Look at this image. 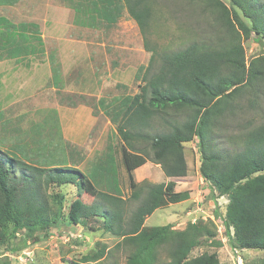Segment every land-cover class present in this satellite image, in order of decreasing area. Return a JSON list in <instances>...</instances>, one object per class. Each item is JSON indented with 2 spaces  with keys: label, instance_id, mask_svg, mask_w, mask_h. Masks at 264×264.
I'll use <instances>...</instances> for the list:
<instances>
[{
  "label": "rangeland",
  "instance_id": "rangeland-1",
  "mask_svg": "<svg viewBox=\"0 0 264 264\" xmlns=\"http://www.w3.org/2000/svg\"><path fill=\"white\" fill-rule=\"evenodd\" d=\"M216 1L232 14L229 0H152V17L145 38L127 10L116 24L100 22L97 28H91L75 24L72 0L1 3L0 17L7 18L20 30L24 24L39 25L45 54L23 52L21 39L9 47L0 44V150L40 167L72 166L90 178L99 191L129 199L131 188L121 156L124 143L117 127L126 100L140 92L151 60L144 39L151 50L162 53L181 50L193 43L221 45L233 40L235 30L247 64L256 58L264 59V39L255 33L246 39L238 25L232 30L223 22ZM261 2L264 4V0ZM241 17L251 27V22ZM25 30L28 35L33 34L26 46L31 42V48L39 47L36 28L30 26ZM88 51L94 53L90 59ZM96 62L98 68L94 73L91 65ZM158 67L157 58L154 70ZM262 88L258 105L247 109L244 115L238 114V120L247 123V128L264 123ZM240 101L245 105L246 100ZM232 131L238 130L230 128L224 132L225 136ZM222 140L225 142L227 138ZM183 146L189 170L186 177L176 179L175 191H188L189 199L158 209L145 225L168 226L176 232L186 230L190 224L207 225L215 240L196 248L190 259L204 253L212 256L210 264H250L264 259L261 250L232 249L222 222L228 198H217L213 186L201 176L199 139L196 137ZM146 154L151 156L148 148ZM134 177L137 183L159 184L170 180L161 166L150 160L134 171ZM50 192L52 228L48 232L38 231L35 236L39 241L31 243L26 231L15 232L8 225L10 237L0 241V263L77 264L107 246L109 264H126L127 252L114 249L121 238L91 227L84 220L75 225L69 219L70 207L78 197L87 204L95 203L94 197L74 184L55 187ZM56 194L62 198L57 199ZM135 206L133 203L131 209ZM24 240L29 244L27 249L21 254L11 251L13 247L20 248ZM216 241L221 245H216ZM161 255L162 261L168 259L165 251Z\"/></svg>",
  "mask_w": 264,
  "mask_h": 264
},
{
  "label": "trees",
  "instance_id": "trees-1",
  "mask_svg": "<svg viewBox=\"0 0 264 264\" xmlns=\"http://www.w3.org/2000/svg\"><path fill=\"white\" fill-rule=\"evenodd\" d=\"M6 1L0 0V4ZM72 1L76 25L91 28H97L100 22L113 25L127 10L145 38L152 17V0ZM229 1L232 14L223 3H214L223 22L232 30L238 25L246 39L253 33L264 39L261 0ZM214 4L210 2L211 6ZM241 15L251 22V27ZM30 26L36 28L39 47L31 48V42L29 46L25 44L33 35L26 33L25 28ZM22 27L20 30L7 18L0 17L2 47L21 39L23 52L44 55L39 25L30 23ZM236 35L234 30L233 40L221 45L193 43L181 50L162 53L151 50L144 39L151 60L140 92L126 100L117 127L124 143L121 156L131 188L129 199L99 191L90 178L72 166L40 167L0 150V241L10 237L8 225L15 232L26 231L31 243L39 241L36 233L48 232L53 226L50 191L74 184L96 202L87 204L78 197L70 207V221L78 225L84 220L91 227L121 238L114 249L127 252L126 264H210L212 256L208 253L190 259L196 248L215 240L207 225L190 224L180 232L168 226L145 225L158 209L189 199L188 191H175L176 179L188 175L183 144L197 137L202 178L213 186L217 198H228L222 222L232 249L264 251V123L247 128V123L238 120L239 113L244 115L247 109L257 106L263 96L264 59L256 58L248 65ZM157 58L159 67L154 70ZM240 99L246 100L245 105ZM230 128L238 131L226 137L224 132ZM147 148L151 156L146 154ZM149 160L161 166L169 182H136L134 171ZM56 197L62 198L59 194ZM132 202L136 203L134 209ZM28 246L24 240L20 248L13 247L11 251L21 254ZM106 247L77 264H109ZM161 251H165L167 260H161ZM250 264H264V259Z\"/></svg>",
  "mask_w": 264,
  "mask_h": 264
},
{
  "label": "crops",
  "instance_id": "crops-1",
  "mask_svg": "<svg viewBox=\"0 0 264 264\" xmlns=\"http://www.w3.org/2000/svg\"><path fill=\"white\" fill-rule=\"evenodd\" d=\"M123 41H124V40H123ZM79 42H80V41H79ZM99 44H100V42H99ZM80 45H81L80 43H79L78 45H73V46H72V49L75 48V47H77V46H80ZM89 47H91V46H88V48H89ZM87 54H88V55H87V56H88V59H90L91 56H93L94 53H93V52L90 53V52L88 51ZM74 65L77 66V65H76V62H74ZM88 66H89V63H88ZM101 66H104V65H101ZM77 67H78V66H77ZM91 67L93 68V71H94V69H95L94 73H96L97 62H96L95 64H92ZM122 67H123V66H122ZM97 68H98V67H97ZM118 72H120V71H118ZM121 72H122V71H121ZM88 112H89V114L91 115V112H90L89 110H88ZM110 121H111V120H110ZM111 123H112V122H111Z\"/></svg>",
  "mask_w": 264,
  "mask_h": 264
}]
</instances>
